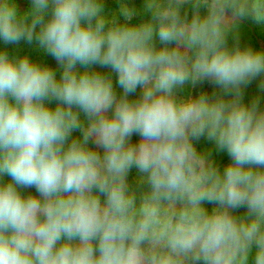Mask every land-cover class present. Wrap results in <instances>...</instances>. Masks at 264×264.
I'll use <instances>...</instances> for the list:
<instances>
[{
  "label": "clouds",
  "instance_id": "obj_1",
  "mask_svg": "<svg viewBox=\"0 0 264 264\" xmlns=\"http://www.w3.org/2000/svg\"><path fill=\"white\" fill-rule=\"evenodd\" d=\"M137 14L0 0V41H35L61 68L0 49V264H264V111L241 92L264 50L228 46L240 20L264 23V0H143ZM205 80L222 94L177 97ZM204 136L231 158L223 171Z\"/></svg>",
  "mask_w": 264,
  "mask_h": 264
},
{
  "label": "trees",
  "instance_id": "obj_2",
  "mask_svg": "<svg viewBox=\"0 0 264 264\" xmlns=\"http://www.w3.org/2000/svg\"><path fill=\"white\" fill-rule=\"evenodd\" d=\"M129 5L132 7H135L137 10V15L134 16L132 23H139L142 19H146V17L142 16L140 14L142 6H143V0H128ZM18 4V11H25L30 7L31 0H17ZM104 5V11L105 13L111 14V13H118L119 10V0H103ZM206 10L201 9V14H205ZM261 27H264V23H257L255 20H247V21H239V34H238V40L234 38L232 35L228 38V46L229 48H232L236 45L238 42L241 47H251L254 50H264V36H261L258 32V30ZM157 46L159 47V41L157 40ZM0 49H6L9 53V55L13 56H23L29 54L30 56H51L50 54L44 52L41 50L36 44L35 41H33L31 44L28 43L26 40H21L17 44H11V45H5L3 41H0ZM78 67H81L78 65ZM107 74V73H105ZM114 87H116L118 95L122 92V90L119 88V86L116 84V82H113ZM244 94L242 90V100L245 104H251L253 100H258L259 105L264 101V74H260L257 77L251 79L246 85H243ZM130 99H134V93L130 94ZM56 101L51 102V106H55ZM83 115V114H82ZM73 137H81V133L79 130H75L72 133ZM202 141L198 142L196 140L193 141L194 145L196 146L197 150H206L207 148L212 149L213 142L209 140L206 136L202 137ZM89 147L95 149V145L92 141H89ZM223 152V150H222ZM231 160L227 152L225 153L224 158L222 159V162ZM137 172V169L132 168L128 175V181L132 189H134L137 193V196L146 190V185L141 186L138 184L137 179L135 178V174ZM8 177H5V180H7ZM21 193L23 195L28 194H37L35 188H21ZM254 257H250V264Z\"/></svg>",
  "mask_w": 264,
  "mask_h": 264
},
{
  "label": "rangeland",
  "instance_id": "obj_3",
  "mask_svg": "<svg viewBox=\"0 0 264 264\" xmlns=\"http://www.w3.org/2000/svg\"><path fill=\"white\" fill-rule=\"evenodd\" d=\"M250 19L254 20L252 17H247V18L242 19V21H247ZM258 32L261 36H264V27L260 26V29L258 30ZM10 56H13V55H10ZM27 56L31 60H33L34 62L39 63L41 66L47 65L50 68L54 69L56 71L57 77H59V75L61 73V68H60V65L57 63V61L55 60L54 57H52V56H33L32 57L29 54H27ZM77 68L79 70H83L81 67L77 66ZM92 70L99 71L102 73L111 74L113 82H116V79H117L116 74L114 72H112V70L110 68L101 67L99 65H93ZM242 90H243V94H244L243 86L241 87V92H242ZM141 91H142L141 89H139V88L137 89V91L134 93V99H136L140 96ZM200 93H205L209 97V99H211L215 95L222 94V89L219 86L212 83L211 81L205 80L202 82H198L195 85L188 83V84L184 85L182 88H179L176 90V95L178 98H186L189 96L194 98V97L198 96ZM225 98L226 99H232V96L226 95ZM259 109L261 111H264V101H262V103L260 104ZM202 139L203 138L201 137L199 140H196V141L200 142V141H202ZM138 140H139V136L137 134H134L131 137L132 143H136ZM95 149H96V145H95ZM97 150L102 152V149H97ZM198 151L207 152L209 154V159L212 160L213 162H215V164L217 165V167L221 171H223L224 167H226L231 162V160H229V161L227 160L226 162L220 163V162H222V159L224 158L226 151L223 150V152H222V150H219L216 147L214 142H213V146H212L211 150H210V148H207L206 150L201 149ZM139 175L140 174L138 173V170H137V172L135 174V178L137 179V177ZM215 206L216 205L210 204L208 202L204 203V207H206L208 210H211ZM235 214L236 215L246 214V209H244V208L237 209V210H235Z\"/></svg>",
  "mask_w": 264,
  "mask_h": 264
}]
</instances>
